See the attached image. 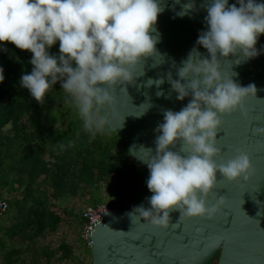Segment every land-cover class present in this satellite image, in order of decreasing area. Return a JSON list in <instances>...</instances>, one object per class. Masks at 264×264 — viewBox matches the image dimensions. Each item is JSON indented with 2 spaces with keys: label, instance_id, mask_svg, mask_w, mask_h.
I'll list each match as a JSON object with an SVG mask.
<instances>
[{
  "label": "clouds",
  "instance_id": "obj_1",
  "mask_svg": "<svg viewBox=\"0 0 264 264\" xmlns=\"http://www.w3.org/2000/svg\"><path fill=\"white\" fill-rule=\"evenodd\" d=\"M177 4L181 11L176 16L181 18L195 9L194 0L183 4L174 0V6ZM201 7L207 13V29L199 34L196 44L206 49L208 56L201 58L194 47L176 68L178 79L169 71L143 84L159 89L166 79L177 100L191 96L190 101L178 112L163 111V123L154 130L159 133L154 150L143 145L129 149L147 165L146 184L152 195L149 208L137 206L125 215L131 218L135 214L163 228L169 226L172 211H179V220L211 219L224 203L221 196L216 205L206 207V197L217 183L216 173L228 181L246 180L250 169L245 153L227 162L214 159L220 154L216 133L221 116L237 107L242 110L248 93L257 92L254 84L241 87L235 83V72L224 78L218 57H237L238 65L239 56L248 60L259 55L256 44L264 34V3L236 0L230 5L229 0H202ZM164 10V0H0V45L10 43L32 54L31 72L21 75L19 85L36 103L42 105L46 93L59 82L60 89L75 102L85 127L99 131L106 120L96 115V106L110 101L108 88L118 83L135 84L144 71L134 76L133 69L154 54L161 55L155 47L159 42L155 25ZM57 42L59 55H50L49 49ZM172 67H176L174 61ZM3 80L0 68V82ZM163 95L162 90L156 92L157 97ZM254 131L264 136V127ZM141 152L143 158L136 155Z\"/></svg>",
  "mask_w": 264,
  "mask_h": 264
},
{
  "label": "water",
  "instance_id": "obj_2",
  "mask_svg": "<svg viewBox=\"0 0 264 264\" xmlns=\"http://www.w3.org/2000/svg\"><path fill=\"white\" fill-rule=\"evenodd\" d=\"M185 2L181 0V4ZM256 2L264 3V0ZM194 3L195 9L181 18L176 16L181 11L180 5L174 6V0H164L165 10L158 15L155 25L159 33L155 47L164 58L154 54L144 64L137 65L134 76L143 71L144 75L137 77L135 84L118 83L108 88L111 99L101 105L102 115L109 129L125 140L128 152L133 145L154 150V141L159 135L154 130L163 123V111L178 112L191 99L188 96L177 100L166 79L159 89L155 85L143 87V84L169 71L173 79H178L176 68L194 47L201 58L208 56L207 50L196 44L199 34L207 29L204 21L207 13L201 7L202 0ZM233 3L236 0H229L230 5ZM256 49L259 55L248 60L239 56L238 65L235 64L237 57H218L219 71L224 78H230L235 72L237 75L232 77L235 83L241 87L254 84L257 88L256 94L249 92L244 98L242 110L237 107L221 116L216 133V147L220 149L214 158L216 162H227L245 153L250 160L248 178L228 181L217 172V183L206 197V207L216 205L221 196L224 203L211 219L205 216L179 220V211H172L169 226L158 227L135 214L131 218L125 215L137 206L149 208L148 198L152 195L146 184L147 165L129 152L139 170L135 192L127 207L105 211L108 215L103 213L93 226L89 234L91 264H264V136L254 131L264 127V34L258 37ZM173 61L176 67H172ZM155 64L159 65L153 67ZM160 90L164 95L157 97L156 92ZM144 111L142 116L135 117ZM179 147L178 143L175 150ZM136 155L144 156L142 152Z\"/></svg>",
  "mask_w": 264,
  "mask_h": 264
},
{
  "label": "trees",
  "instance_id": "obj_3",
  "mask_svg": "<svg viewBox=\"0 0 264 264\" xmlns=\"http://www.w3.org/2000/svg\"><path fill=\"white\" fill-rule=\"evenodd\" d=\"M0 49H6L0 50V200L7 203L0 215V264H84L81 256L90 250L80 234L85 209L127 207L137 163L106 123L99 131L85 127L59 82L36 103L19 85L31 72L32 54L10 43ZM49 53L59 55L58 42ZM96 115L103 117L101 105ZM76 196L81 207L67 220L66 203ZM64 226L77 229L75 238Z\"/></svg>",
  "mask_w": 264,
  "mask_h": 264
},
{
  "label": "built area",
  "instance_id": "obj_4",
  "mask_svg": "<svg viewBox=\"0 0 264 264\" xmlns=\"http://www.w3.org/2000/svg\"><path fill=\"white\" fill-rule=\"evenodd\" d=\"M7 208V203L4 200H0V215L2 212L5 211ZM112 208L99 204L97 206H90L87 207L83 213L85 222L82 225L81 229V237L89 244V234L91 230L93 229V226L97 223V221L100 219L101 215Z\"/></svg>",
  "mask_w": 264,
  "mask_h": 264
},
{
  "label": "rangeland",
  "instance_id": "obj_5",
  "mask_svg": "<svg viewBox=\"0 0 264 264\" xmlns=\"http://www.w3.org/2000/svg\"><path fill=\"white\" fill-rule=\"evenodd\" d=\"M110 191H113V188H110ZM77 198H78V196H76V197H74L73 199H71V200H69L67 203H66V205L68 206V208L70 209V215L68 216V218H67V220H72V219H74V216H75V214H76V212L78 211V208L80 209V207H81V203H79V201L77 200ZM88 205V204H87ZM90 205V204H89ZM102 205H106V206H108V207H110V208H112V209H116V207H114V206H111V205H108V203H105V204H102ZM75 222V221H74ZM65 223V225H67V222L65 221L64 222ZM75 224V223H74ZM73 224V225H74ZM65 227V229H68L69 228V226L67 227V226H64ZM74 227V226H73ZM68 231H69V238L72 240L73 238H75V235H76V232H77V229L74 227L72 230H71V228H70V230L68 229ZM87 252H88V257L86 256H81L82 257V259H83V262H84V264H88V262H89V256H91V254H90V250H87Z\"/></svg>",
  "mask_w": 264,
  "mask_h": 264
}]
</instances>
